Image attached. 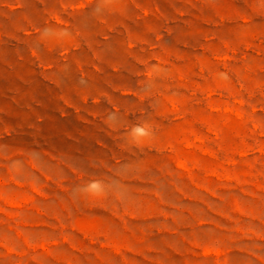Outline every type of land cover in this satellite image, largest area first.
I'll return each mask as SVG.
<instances>
[{
	"label": "rangeland",
	"instance_id": "obj_1",
	"mask_svg": "<svg viewBox=\"0 0 264 264\" xmlns=\"http://www.w3.org/2000/svg\"><path fill=\"white\" fill-rule=\"evenodd\" d=\"M0 264H264V0H0Z\"/></svg>",
	"mask_w": 264,
	"mask_h": 264
},
{
	"label": "clouds",
	"instance_id": "obj_2",
	"mask_svg": "<svg viewBox=\"0 0 264 264\" xmlns=\"http://www.w3.org/2000/svg\"><path fill=\"white\" fill-rule=\"evenodd\" d=\"M133 132L136 134L138 137H143L146 136L148 133L146 132L145 128L137 126L133 129ZM83 191L93 194V195H98L102 191V187L100 182H91L89 183Z\"/></svg>",
	"mask_w": 264,
	"mask_h": 264
}]
</instances>
